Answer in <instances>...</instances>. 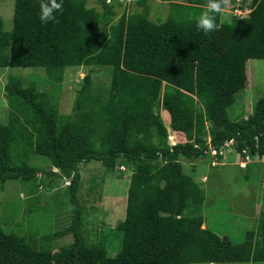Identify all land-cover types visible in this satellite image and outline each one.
I'll use <instances>...</instances> for the list:
<instances>
[{"label":"trees","instance_id":"trees-1","mask_svg":"<svg viewBox=\"0 0 264 264\" xmlns=\"http://www.w3.org/2000/svg\"><path fill=\"white\" fill-rule=\"evenodd\" d=\"M163 1L171 10L163 23L150 19L145 0H137L144 13H125L117 22L115 2H105L99 12L88 8V0H62L58 22L48 23L39 19L40 0H15L11 32L0 18V69L43 70L58 89L69 68L111 69L104 90L94 89L90 73L85 76L70 115H61L57 91L9 77L8 121L0 124V190L12 182L37 183L41 176L49 178L48 188L52 177L69 180L71 223L34 245L0 223V264L201 262L204 251L225 237L203 228L206 192L185 174L181 160L211 156L208 138L215 149L235 140L234 150L253 160L246 180L263 183L264 98L247 120L235 122L228 111L248 86V61L264 60V0H254L246 19L213 13L217 27L208 34L196 26L207 0ZM224 13L230 23L222 21ZM162 112L169 114L171 129L185 135L184 143L170 146ZM14 155L20 160L12 166ZM37 156L58 173L32 166ZM93 162L106 173L127 167L131 177L124 221L91 243L79 193L80 165ZM70 237L75 242L52 251L54 241ZM111 239L121 245L112 259L106 257ZM224 260L264 264V212L254 246L234 245Z\"/></svg>","mask_w":264,"mask_h":264},{"label":"rangeland","instance_id":"rangeland-1","mask_svg":"<svg viewBox=\"0 0 264 264\" xmlns=\"http://www.w3.org/2000/svg\"><path fill=\"white\" fill-rule=\"evenodd\" d=\"M124 1V2H122ZM149 7V17L157 23L165 22L171 13L170 2L163 0H145ZM183 0H173L182 2ZM116 3L117 22L123 14L144 13L145 5L137 4V0H88V8H96L103 12V4ZM123 3V4H121ZM15 0H0V18L4 22L6 32L13 29ZM225 12V11H224ZM231 16L224 13L222 21L231 22ZM248 86L240 92L236 102L228 113L235 122L247 120L252 115L257 102L264 98V60H250L247 64ZM92 75L94 89H106L111 83V69L102 67L69 68L65 73L63 85L54 88L43 70L36 69H0V124L8 121L9 108L5 86L10 76L18 77L25 86L37 84L40 91L55 90L59 97L61 115H70L73 110L77 93L82 87V81L88 74ZM162 117L169 131L168 142L171 147L186 141L185 135L173 131L170 118ZM210 126V125H208ZM210 142V138H208ZM232 153V154H231ZM230 154L234 160L229 159ZM226 162H233L234 166H217L219 160L206 156L194 162L183 161L184 172L193 178L206 192L203 209L205 225L208 230L225 237L212 250H205L201 262L197 264H253V263H225L230 249L237 244L245 243L253 247L256 242L258 219L264 212V180L263 183L251 177L246 180L247 161H241V153L231 149L225 152ZM20 160L19 155L12 157V166ZM213 162V163H212ZM247 165V166H246ZM32 166L46 171L58 173L51 169L49 162L43 157L32 158ZM82 188L79 201L83 208V232L89 242L94 243L104 229H114L125 219L127 195L131 172L119 167L114 173H106L101 163L93 162L81 164ZM263 173H261L262 176ZM52 187L48 188L49 178L39 177L37 183L12 182L7 183L0 190V223L14 234L26 237L31 245L43 243L41 240L48 234L63 231L71 223L70 208L68 206L67 190L69 180L62 177H52ZM31 209V213H30ZM111 239L106 255L107 258L119 256L121 245ZM74 238L58 239L52 243V251L59 253L68 247ZM208 262H204L207 261Z\"/></svg>","mask_w":264,"mask_h":264},{"label":"clouds","instance_id":"clouds-1","mask_svg":"<svg viewBox=\"0 0 264 264\" xmlns=\"http://www.w3.org/2000/svg\"><path fill=\"white\" fill-rule=\"evenodd\" d=\"M227 4H228V0H207V3L205 5L206 10L201 12V14L196 20L197 28L202 30L205 34L214 31L217 27V24H216V16L213 15V13L215 14L222 13L223 7L226 6ZM39 8H40L39 19L41 20L42 23L58 22L55 13L63 11V3L62 0L61 2H57V0H40ZM231 149L234 150V147L230 148L229 150ZM209 264H215V261H209Z\"/></svg>","mask_w":264,"mask_h":264},{"label":"built area","instance_id":"built-area-1","mask_svg":"<svg viewBox=\"0 0 264 264\" xmlns=\"http://www.w3.org/2000/svg\"><path fill=\"white\" fill-rule=\"evenodd\" d=\"M253 2L254 0H228V4L225 6L223 11H227L233 14L234 16L238 17L239 19H246L250 16V14L253 11ZM235 144H236L235 140H230L226 142L220 149H215L210 145L209 142V146H210L209 154L213 158L224 156L225 152L228 151V149L234 147ZM241 161H243V163L245 161H247V163L248 162L251 163L253 160L249 155L246 154V152H243ZM261 161L264 162V159H262Z\"/></svg>","mask_w":264,"mask_h":264},{"label":"crops","instance_id":"crops-1","mask_svg":"<svg viewBox=\"0 0 264 264\" xmlns=\"http://www.w3.org/2000/svg\"><path fill=\"white\" fill-rule=\"evenodd\" d=\"M164 117L165 118H170L169 117V115H168V113H166L165 112V114H164ZM232 154V153H231ZM230 154V157H229V159H231V160H234V158H233V156ZM227 157H226V155L225 156H223V157H221V158H218V160H219V162H218V164H217V166L219 167H221V166H228V165H230V166H234V165H237V166H239L237 163L236 164H234L233 162H226L227 161ZM182 162V164H183V161H181ZM213 163V162H212ZM253 163V162H252ZM184 165V164H183ZM264 180V174H263V176H262V181ZM203 228H206V226H204ZM218 235V234H217ZM223 237H229V236H223Z\"/></svg>","mask_w":264,"mask_h":264}]
</instances>
